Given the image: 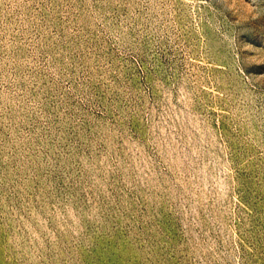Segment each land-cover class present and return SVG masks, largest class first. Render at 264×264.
<instances>
[{"label": "rangeland", "instance_id": "374dc122", "mask_svg": "<svg viewBox=\"0 0 264 264\" xmlns=\"http://www.w3.org/2000/svg\"><path fill=\"white\" fill-rule=\"evenodd\" d=\"M0 264H264V0H0Z\"/></svg>", "mask_w": 264, "mask_h": 264}]
</instances>
